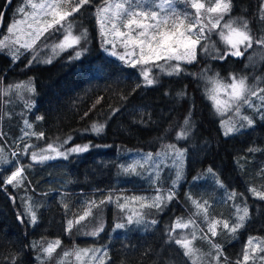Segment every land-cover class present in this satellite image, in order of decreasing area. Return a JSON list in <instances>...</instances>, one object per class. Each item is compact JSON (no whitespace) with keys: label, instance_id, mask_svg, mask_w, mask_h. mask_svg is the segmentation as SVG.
Returning <instances> with one entry per match:
<instances>
[{"label":"trees","instance_id":"16d2710c","mask_svg":"<svg viewBox=\"0 0 264 264\" xmlns=\"http://www.w3.org/2000/svg\"><path fill=\"white\" fill-rule=\"evenodd\" d=\"M24 1L12 0L3 16L0 34ZM6 2L0 0V14ZM104 4L105 0H90L73 14L82 13L90 30L88 43L81 48L84 56L79 60L67 51L48 65L35 66L28 61L29 51L15 60L0 54V84L12 74L34 77L35 115L42 117L38 130L44 138L58 141L71 136L79 144L89 142L98 148L80 157V161L66 165H99L92 168L90 178L82 172V184L69 185L65 190L64 183L71 184L72 175L67 174L62 177V183L46 188L49 175L34 176L27 172L26 178L39 189L31 201L36 211L35 223L23 216L18 201L20 190L12 184L5 185L3 181L8 175L1 172L0 264H58L73 245L95 243L88 238L89 233L76 231L79 226L90 227L93 222L88 223V217L78 224L75 221L86 210L94 212V200L107 196L120 198L122 194L134 192L131 189L136 190L128 184L114 182L122 176L118 167L120 152L159 153L168 145L187 150L188 179L210 167L231 190L247 195L248 220L239 234L240 243L224 248L230 259L228 263L239 261L240 264L239 255L249 238L264 242V199L252 191H264V108L255 112L248 109L254 123L252 128L225 137L217 111L207 97L206 86L211 78L227 80L235 76L248 78L256 92L264 93V45L256 42L264 37L262 0H231V10L224 16L238 26L245 20L248 23L253 43L246 50L241 48L242 56L217 59L213 48L208 53L198 47L195 62L184 65L180 74L151 71L156 81L152 86H145L136 68L106 53L94 18L96 7ZM218 32L219 29L213 30L209 39L201 43L213 41L215 48L223 52L227 46L216 44ZM250 60L256 61L257 66H248ZM185 119L189 120L187 126ZM93 124L103 125L102 131L94 132ZM181 129L187 135L178 140ZM26 183L25 180L22 186L26 187ZM55 194L62 195V202L55 203L54 207L46 206L49 201L52 205ZM74 199H84V202L79 205ZM115 212L116 208L106 210L107 229L115 225ZM154 217L144 229L141 225L132 226L126 231L116 230L110 237L107 232L103 233L99 242L104 244L108 240L104 264H191L170 239L167 228L161 227L160 219L165 214L156 216L152 223ZM69 221L74 222L71 230ZM56 240L60 241L59 246L45 259L44 247ZM260 256L264 257V252ZM259 264H264V259Z\"/></svg>","mask_w":264,"mask_h":264},{"label":"rangeland","instance_id":"374dc122","mask_svg":"<svg viewBox=\"0 0 264 264\" xmlns=\"http://www.w3.org/2000/svg\"><path fill=\"white\" fill-rule=\"evenodd\" d=\"M34 2L39 3L41 0H34ZM109 2H114V0H109ZM203 2H205L207 5L208 0H203ZM25 3L26 0L16 9L15 15L13 14L10 21L6 24L4 30L0 34V38L8 35V28L14 20L26 19L24 14L17 11L20 7L25 6ZM64 7L66 10L70 11V5H65ZM101 7H103V5L96 7L94 11V18L96 21L97 9ZM176 8L181 13L187 12L191 14L192 17L195 16V9L191 8L189 4H186L185 0H177ZM262 9L264 11V0H262ZM25 10L29 13L33 11L30 6L26 7ZM73 14L67 17V21L64 23L71 22L73 35L80 36L81 34H86L85 38L81 39L79 44L75 45L74 48H69L66 51H60L59 49H55V52L53 51L54 45L58 44L64 36L63 28H61L60 25H56L47 32H44V34L40 37L41 41L31 50L25 51V49L20 48L18 56H21L23 52L29 51L30 53L28 56V61H31V63L35 66H43L52 63L58 57H60L62 53L67 51H71L74 56L76 51L81 52L82 46H86L88 43L90 30L83 21L82 13L76 16H73ZM48 19L50 20L51 17H48ZM228 20L229 19L224 18L221 23L223 24ZM205 23H207V20H205ZM97 26L98 32H100L99 24H97ZM21 27L25 30H28L27 25H21ZM208 27H210V25H208ZM216 44L226 47V45L220 40L219 36H217ZM207 45L209 46V53L213 48L212 46L214 45V42L212 41L211 44L207 43ZM103 47L110 57L122 62L116 56L109 54L111 51V44L103 45ZM117 51L123 52V48L118 46ZM81 53L82 54L77 60L84 56V52ZM0 54H3L13 60L12 52H10L9 49L0 50ZM34 57L36 59H33ZM49 59L51 60L50 63L45 62ZM158 63L163 64L164 61H159ZM171 63L176 62L172 61ZM192 63H183L182 69H184V65H189ZM123 64L126 65L125 63ZM248 66H257V62L250 60ZM142 67L150 68L151 71L157 70L166 74V72L161 71L159 67H155L153 64L143 66L137 65L134 68H136V70L141 74ZM141 77L143 78L142 74ZM232 77L235 76H230L227 80L221 81L225 83H231ZM236 78L239 79L243 77ZM244 79L247 88L254 91L255 95L248 96V103H244L243 101L239 102V114H237L235 110L228 112L224 116H221L217 113L220 118L221 131L225 137L252 128L254 123L251 119V115L247 112L248 109H250L249 111L255 112L261 108H264V93L256 92L254 86L251 85L248 78ZM18 84L27 85L32 89V91H28L26 88L17 90L16 85ZM212 87V83H209L206 86L208 99L209 95L212 94ZM3 92H7V95H0V154H2V156L7 159L8 163L0 164V173H6L9 176L16 167L23 166L24 179L19 186L13 187L16 190H20L18 201L22 208L23 216L27 218L29 217L32 220L29 210L31 213H34L35 216L36 211H34L31 201L34 199L35 194H38L37 191L39 189H37L36 185H33L31 182H29V179L26 178V173L30 172L34 176L40 173L49 175L46 180V185L44 186L46 188H53L54 185L62 183L63 176L67 174L72 175L73 178L71 177V184L64 183L65 188L63 190H65L69 187V185L74 186L82 184V172H86L87 177L90 178V171L92 168L99 166L66 164L78 162L81 160L80 157L84 156L85 154H89L92 150L98 148L92 146L89 142L86 144H79L78 142H75L71 136L55 141L44 138V134L42 138H40L38 135H35L42 132L38 130V122H40L41 119H38V116L35 115L37 101L35 80L33 76L21 78L18 73L10 75L8 81H2L0 84V93ZM221 98L226 99V97H223L222 93ZM209 100L213 105V101L211 99ZM242 117H247L250 119L252 124L249 125L246 120L242 119ZM25 121L31 125V128H27L25 126ZM222 121L233 122L236 125L237 130L229 135H225V127L222 126ZM26 132L29 133V135H25ZM65 140H68L67 144L63 143ZM48 144H54L57 146L62 145V147H60L61 151H67L76 145H88L89 147L88 150L84 152L70 153L67 155V158L60 156L55 159L47 160L43 163H33L31 160V153L40 152L41 149H45ZM175 148L179 149L183 153L182 157L179 159L176 157L174 151L169 152L168 149L159 152L161 153L160 156H157V153H145L141 151L126 150L120 152L118 167L122 170V176L118 179H115L114 182L122 185L128 184V186L135 188L136 190L131 189L130 191L134 192L122 194L120 195V198L115 196H107L98 201L94 200V212L90 211L91 214L87 216L89 218L87 222L89 223L91 221V223H93L90 227H87L86 224L81 225L76 231L79 233H89L90 235L88 238L93 239V242L95 243L73 245L72 249L67 252L70 255L65 256V252L63 254L64 256L58 260V264H104L107 261V257L105 255L107 250L106 244L108 243V240L104 244L99 242L101 240L100 236L103 235V233L107 232V236L110 237L111 234L113 235L116 230L126 231L132 226L134 227L141 225L144 229L149 226L153 216L156 217L164 214L165 217L162 220L160 219V224L161 227L165 226L167 228L169 237L170 231L178 218L185 222L189 220L194 221V224H190L188 228L176 229L175 232L171 233V235L173 237L184 235L191 237V234L195 233L196 239L193 241V244L198 250L196 257H194L196 264H217V259L215 258L217 255L219 264H229L228 261H230V259L226 257L224 248H227V246H231L234 243H240L239 234L248 220V215L243 222V226L238 228L234 233L223 227V221H227L230 226L239 222L237 209L239 208L241 210L239 213L240 215L243 214L242 210L244 208H247L248 211V205L246 204L247 195L236 190H231L210 167H206L199 174L191 179H188L186 177L187 150L176 145ZM101 150H103V147H101ZM165 152L168 154L164 155ZM149 154H151L152 157L150 161L147 159ZM52 155L55 156V153H52ZM93 156L95 157V155ZM100 162L105 163V160H100ZM130 166H135L136 171H125V169H128ZM210 169L211 171H209ZM68 171H70V173ZM178 171L180 172L179 179H177ZM125 175L127 178H125ZM25 180L27 182L26 187H24V185L22 186ZM125 180L129 182H126ZM59 193L63 192L59 191ZM233 193H235L234 197L232 196ZM157 195H162L163 197L161 206L159 208L147 206L152 204ZM169 195H171V199H168ZM136 197L143 199L136 200L134 199ZM194 201L198 202L199 204H205V202H207V219L205 218V214L202 210L199 212V214H197V205L194 204ZM60 202H62V195L55 194L52 197V205H50V201L45 205L48 207H54L55 203ZM75 202H78L80 205L82 202H84V199H74V203ZM121 205H123V208H121ZM109 207L113 211L114 208H116L117 212H115V225L112 228L107 229L106 218L108 214L106 213V210L109 209ZM179 207L182 210H180ZM129 217L132 218V223H129ZM155 217L152 223L155 222ZM137 220H139V223L136 222ZM211 221H221V223H219L216 227L215 236H213L209 231V222ZM117 224L123 225V227L117 228ZM101 227L103 230L99 231L97 235L91 234L96 229ZM144 232H146V230H144ZM252 239L256 242H263L256 238ZM248 240L246 241L245 246L247 245ZM172 241L175 244L174 240ZM53 242L55 241H50L49 243ZM48 244L44 248H46ZM213 244L219 246V254L213 247ZM245 246L243 247V250ZM178 247L181 249L182 253H184V249H182L180 246ZM83 249H88L90 251L88 255H83V253H81L80 258L78 259L76 253ZM243 250L239 255V258L241 257V259H239L240 264H244ZM249 252L250 259L247 264H259L262 260V257L260 256L262 251L257 250L253 252L251 249H249ZM45 256V259H47L48 255L45 254ZM251 257H255V259H252ZM186 258L191 264H193L192 259L189 257Z\"/></svg>","mask_w":264,"mask_h":264},{"label":"snow or ice","instance_id":"6c2138e0","mask_svg":"<svg viewBox=\"0 0 264 264\" xmlns=\"http://www.w3.org/2000/svg\"><path fill=\"white\" fill-rule=\"evenodd\" d=\"M88 3H90V0H41L39 3L34 2V0H26L25 6L17 10L19 13L24 14L26 19L13 21L8 28V35L0 38V50L9 49L12 52L13 60L18 59L20 48L31 50L44 32H47L56 25H60L63 28L64 36L58 44L54 45L53 51L55 52V49L66 51L69 48H74L75 45L79 44L81 39L85 38L86 34H81L80 36L73 35L71 22H64L67 21V17L79 11L83 5ZM176 3L177 0H114V2L105 0L104 6L97 9V23L100 26L102 44H111L109 54L116 56L126 65L136 67L137 65L153 64L168 75H178L183 70V63L194 62L197 58L198 47L206 52L209 51V46L202 44L201 41L208 40L209 34L213 30L219 29L217 34L220 40L227 46L221 52L213 45V49L217 51V56L214 58L225 59L228 55L239 57L244 54L241 48L246 50L252 46L253 37L250 34L246 20L240 26H237L236 22L231 19L225 21L223 24L221 23L224 20V16L231 10V0H208L207 5L203 0H185L186 4L195 9L194 17L187 12L181 13L178 11ZM65 5H70L71 10H66ZM28 6L33 10L30 13L25 10ZM48 17H51V19L49 20ZM0 18H2V14H0ZM261 19H264V13H262ZM205 20H207V23H205ZM21 25H27L28 30L22 28ZM256 42L264 45V37H261ZM118 46L123 48V52L117 51ZM81 54L80 51H76L74 58L78 59ZM33 59L36 58L34 57ZM159 61H164V63L160 64L158 63ZM172 61L176 63H171ZM45 62L50 63L51 60L49 59ZM141 74L144 78L145 86H152L156 82L150 68L142 67ZM210 83H212L213 87L209 99L213 101V107L221 116L233 110L239 114V102L248 103V96L255 95L254 91L247 88L244 78L237 79L236 77H232L231 83L211 78ZM21 88L32 91L27 85H16L17 90ZM221 93L226 99L221 98ZM0 95H7V92L0 93ZM38 119H42V117H38ZM242 119L246 120L249 125L252 124V121L247 117H242ZM221 123L225 127V135H229L237 130L236 125L231 121H222ZM184 124L187 126L189 120L185 119ZM25 126L31 128V125L27 121H25ZM102 129L103 125H92L94 132L99 133ZM25 135H29V133L26 132ZM35 135H38L40 138L43 137V133ZM186 135V130L181 129L177 134V139H182ZM63 143L67 144L68 140L63 141ZM60 147L62 145L48 144L40 152H32L31 160L33 163H43L60 156L67 158V155L70 153L87 151L89 146L76 145L67 151H61ZM166 147L169 152L174 151L178 159L182 157L183 153L179 149H176L175 145H168ZM249 151H254V149H249ZM52 153H55V156ZM167 154V152L164 153V155ZM160 155L161 153H157V156ZM147 159L149 161L152 159L151 154H149ZM3 163H8V161L0 154V164ZM125 171L135 172L136 167L130 166ZM23 172V166L16 167L3 183L5 185L12 184L14 187L19 186L24 179ZM179 177L180 172L178 171L177 179ZM252 191L256 196L264 199V191H257L256 189H252ZM232 196L234 197L235 193ZM134 199L141 200L143 198L136 197ZM168 199H171V195H169ZM162 200V195H157L152 204L147 206L159 208ZM206 203L199 204L194 201V204L197 205V214L202 210L207 219ZM121 208H123V205H121ZM242 211L243 214L240 215L241 210L237 209L238 223L230 226L227 221H223V227L233 233L242 227L248 215L247 208H244ZM29 212L32 222L35 223V214L31 213L30 210ZM90 214V209L86 210L75 223H80ZM132 222V218L129 217V223ZM136 222L139 223V220ZM73 223V221H69V230H71ZM219 223L221 221L209 222V231L213 236L216 235V227ZM190 224H194V221L189 220L185 222L178 218L170 231V239L174 240L175 244L184 249V256L189 257L193 260V264H196L194 257H196L198 250L193 244V241L196 239L195 233H192L191 237L187 235L173 237L171 235L176 229H186ZM116 227L120 228L123 225L117 224ZM102 230V227L98 228L91 234L97 235ZM59 244V240L49 243L43 249L44 253L50 257ZM213 247L219 254V246L213 244ZM249 249L253 252L257 250L264 252V242H256L252 238H249L243 250L244 264H247L250 259ZM89 251L88 249L79 250L76 256L79 259L81 253L88 255ZM64 255L68 256L70 254L66 252ZM215 258L217 259V264H219L218 255ZM251 258L255 259V257Z\"/></svg>","mask_w":264,"mask_h":264},{"label":"water","instance_id":"95a60500","mask_svg":"<svg viewBox=\"0 0 264 264\" xmlns=\"http://www.w3.org/2000/svg\"><path fill=\"white\" fill-rule=\"evenodd\" d=\"M11 2H12V0H10V2H9V0H7L5 6L3 8V11L1 13L2 14V18H0V31H1L2 25H3V16H4L5 12H7V10L9 9V7L11 5Z\"/></svg>","mask_w":264,"mask_h":264}]
</instances>
